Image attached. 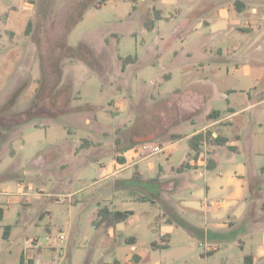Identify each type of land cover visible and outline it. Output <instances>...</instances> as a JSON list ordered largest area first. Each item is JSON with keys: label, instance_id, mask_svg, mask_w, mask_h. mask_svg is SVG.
I'll list each match as a JSON object with an SVG mask.
<instances>
[{"label": "rangeland", "instance_id": "1", "mask_svg": "<svg viewBox=\"0 0 264 264\" xmlns=\"http://www.w3.org/2000/svg\"><path fill=\"white\" fill-rule=\"evenodd\" d=\"M98 1L0 0L18 5L17 19L10 23L17 44L7 45L11 54L2 64L5 51L0 50V105L19 86L22 91L11 111L36 115L23 128L7 130L8 139L0 145V264H20L29 238L35 245L26 264H135L134 254L140 257L136 264H245L243 255L254 252L262 232L242 235L243 249L239 240H211L203 232V218L191 219L174 204H197L204 212L208 199L199 171L207 166L187 170L189 185L172 194L173 201L160 197L155 181L131 177L134 165L120 172L125 179L96 182L101 174L96 156L105 154L100 162H111L121 144L133 142L136 149L147 141L161 144L168 122L188 114L179 108L183 97L170 95L183 89L191 76L210 73L208 64L181 70L174 63V48L208 31L206 25L196 26L199 10L194 8L200 0H105L95 7ZM249 13L244 21L252 17ZM157 49L161 54L155 63L138 67L139 59H148ZM71 80L80 92L69 85ZM83 110L99 127L84 125ZM12 118L0 121L10 124L23 117ZM152 133L157 137L150 138ZM83 140L89 143L82 148ZM168 151L138 159L177 166L191 149L182 140L166 160ZM77 152L86 154L80 162L73 159ZM22 184L24 194L19 193ZM104 204L128 211L127 219L95 225L96 210ZM6 225L12 228L9 238L3 236ZM166 226L171 227L169 247L153 249V241L165 242L161 232ZM60 235L64 239L56 244ZM129 236L137 238L136 250L126 242ZM214 246L213 253L202 255Z\"/></svg>", "mask_w": 264, "mask_h": 264}, {"label": "crops", "instance_id": "2", "mask_svg": "<svg viewBox=\"0 0 264 264\" xmlns=\"http://www.w3.org/2000/svg\"><path fill=\"white\" fill-rule=\"evenodd\" d=\"M235 1L200 0V3L195 5V11L199 10L196 26L201 28L206 25L208 31L198 35L188 45L179 46V50L174 48V63L181 70L197 69V66L208 64L210 73L191 76L183 89L176 88L175 93L170 95L176 97V100L183 97V104L180 103L179 108L188 114L184 118H174L168 122L164 134L161 135L165 140L161 143L163 151L169 150L165 154L166 160L176 148V144L182 140L187 141L198 132L210 131L213 138L221 137L225 143L204 142L198 153L190 151L180 164H170L168 167L158 159L153 162L138 159L133 152L134 146L119 152V147L124 146V143L116 148V154L123 157L124 162H119L117 158L111 162H100L105 154L96 156L101 170L96 182L113 176L116 179H125L124 176H119L120 172L134 165L136 168L132 170L131 177H139L144 183L147 180L155 181L160 188V197L165 202L173 201L171 195H178L189 185L187 170L207 166V171H199V175L205 177L204 199L213 201L214 206L206 210L203 205V213L197 208V204L183 205L180 200L178 203L174 200L175 206L183 208L182 212L191 219L203 218L206 223L203 232L211 240H239V246L243 249L244 242L240 238L242 235H252L253 230L262 232V235L256 238L258 242L254 252L244 254L243 260L245 264H264V0H238L242 3L239 8L236 7ZM162 3L168 4L171 0H162ZM17 9L18 5L0 2V32H4L0 33V50L5 51L1 53V64L11 54L10 50H5L7 45L12 47L14 43L17 44L10 26V23L17 19ZM248 10L252 17L244 21L243 16ZM185 29L186 27L183 28ZM5 33L13 34L12 39L9 40ZM168 47L171 50L173 46L169 44ZM150 53L148 59L138 60V67L147 62L155 63L161 54L158 49L157 53H154V50ZM231 53L238 54L230 56ZM70 84L75 86L76 92L81 91L73 80ZM166 98L168 97L160 101ZM222 101L224 104H217ZM84 105L87 107L90 104ZM212 111L215 116L210 117L209 113ZM82 114L86 127H99L93 124L88 110H83ZM154 136L156 134H149L150 138ZM84 157L86 154L77 152L73 159L80 162ZM182 163H187L188 166L179 170L178 167ZM86 164L84 159L82 165ZM110 167L116 169L113 174H109L112 170ZM0 208L3 218L4 209L2 206ZM176 215L179 216V212H176ZM116 223H102L97 226ZM11 229L6 238H9ZM170 230L171 227L166 226L161 232L164 243L167 244L166 248L169 247ZM235 230H239L241 235L233 234ZM29 239L25 241L20 256L23 257L24 264L31 263L33 259L28 256L29 250L34 247L28 244ZM125 240L131 245V249L136 250L135 236H129ZM216 248L218 246L208 248L202 255L211 254ZM134 257H137L138 263L140 257L134 254L131 260L134 261Z\"/></svg>", "mask_w": 264, "mask_h": 264}, {"label": "trees", "instance_id": "3", "mask_svg": "<svg viewBox=\"0 0 264 264\" xmlns=\"http://www.w3.org/2000/svg\"><path fill=\"white\" fill-rule=\"evenodd\" d=\"M105 0H99L97 3H95V7H100L103 2ZM239 4H242L241 1L236 0L235 1V5L236 7L239 8ZM31 23L28 22L27 25H30ZM127 59H132V57H128ZM22 89L21 87H17L13 90V92H11V94L9 95V97L6 99V101L0 105V119L3 120L2 118L4 117H8L11 116L13 118L16 119V117H23L19 120H14L13 122H11L10 124L7 123H2V121H0V145H2L8 138V133L7 130H9V132L12 131V129L17 128V129H21L23 128L25 125H27V123L33 121L36 118V115L34 112H29L28 114L25 112H19V113H14L11 111L12 107L14 106L17 97L19 96V94L21 93ZM215 113L212 111L209 113L210 117L215 116ZM12 118V119H13ZM57 120V119H56ZM58 122H60L61 120L58 119ZM208 141H212L215 144H224L225 140L221 137H215L213 138L211 136V132L210 131H205V132H198L192 136H190L187 139V143L188 146L190 147L191 151L198 153L201 149V146L203 145L204 142H208ZM89 143V140H83V142L81 143L80 147H85L87 146ZM117 144L119 145V141H117ZM133 145V142H130L129 144H125L122 147H119L118 151L119 152H124L125 150L131 148ZM117 159L119 160V162H124V158L118 156ZM187 163H182L178 169L182 170L183 168L187 167ZM136 199H140V200H145L144 196H136ZM96 215L97 218L93 221V223L95 225H100L102 223L104 224H113L116 222H120V221H124L125 219H127L128 217V211H122L119 209H110V207L107 204H104L102 206H99L98 209L96 210ZM2 220V209L0 208V221ZM11 225H6L4 227L3 230V236L6 238L9 234ZM151 246L153 248H166L167 244L163 243V244H158L156 242H152ZM135 261H137V257H134ZM20 264H24V260L23 257H20Z\"/></svg>", "mask_w": 264, "mask_h": 264}, {"label": "built area", "instance_id": "4", "mask_svg": "<svg viewBox=\"0 0 264 264\" xmlns=\"http://www.w3.org/2000/svg\"><path fill=\"white\" fill-rule=\"evenodd\" d=\"M163 146L160 144V143H157V142H150V141H147V142H144L142 143L137 149L135 147H133V152L136 153L137 156L139 155H142V156H151V155H155L157 153H160L163 151ZM26 185L22 184L20 187H19V193L20 194H24V190L23 188L25 187ZM5 195L7 196H11L12 193H9V192H4ZM63 199H60V201H62ZM205 209L206 210H210L213 206H214V202L213 201H210L208 200L205 204ZM64 239V237L62 235H60L56 240H55V243L58 244L60 242H62ZM28 244L31 246H34L35 245V239H32L30 238L28 240Z\"/></svg>", "mask_w": 264, "mask_h": 264}]
</instances>
